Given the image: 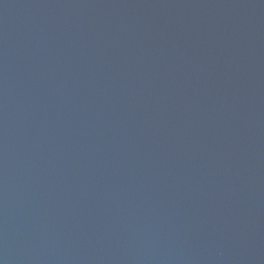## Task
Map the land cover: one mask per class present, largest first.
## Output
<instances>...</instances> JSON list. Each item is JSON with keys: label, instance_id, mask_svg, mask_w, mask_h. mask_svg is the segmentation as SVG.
Instances as JSON below:
<instances>
[{"label": "water", "instance_id": "obj_1", "mask_svg": "<svg viewBox=\"0 0 264 264\" xmlns=\"http://www.w3.org/2000/svg\"><path fill=\"white\" fill-rule=\"evenodd\" d=\"M0 264H264V0H0Z\"/></svg>", "mask_w": 264, "mask_h": 264}]
</instances>
